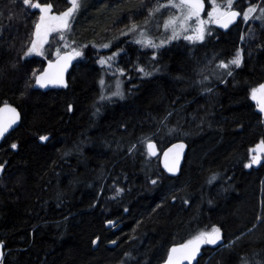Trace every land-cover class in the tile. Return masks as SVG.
Here are the masks:
<instances>
[{"label":"trees","instance_id":"trees-1","mask_svg":"<svg viewBox=\"0 0 264 264\" xmlns=\"http://www.w3.org/2000/svg\"><path fill=\"white\" fill-rule=\"evenodd\" d=\"M165 1L80 0L64 40L57 31L44 55L23 57L39 14L22 0H0V107L20 115L0 144V264H165L173 246L213 226L221 239L203 246L193 264H244L254 254L264 260V154L257 167H245L264 140L250 99L264 83V33L238 40L236 28L221 34L210 27L200 43L180 38L158 48L121 35L135 22L158 45L171 10L148 11ZM38 2L50 3L52 15L71 6ZM253 4L264 0H236L233 8ZM104 41L111 47L100 51ZM72 47L82 55L66 88L33 90L56 49ZM238 49L243 62L227 75L218 65ZM113 52L126 76L120 100L101 99L98 61ZM145 138L160 152L186 145L177 177L149 157Z\"/></svg>","mask_w":264,"mask_h":264},{"label":"snow or ice","instance_id":"snow-or-ice-1","mask_svg":"<svg viewBox=\"0 0 264 264\" xmlns=\"http://www.w3.org/2000/svg\"><path fill=\"white\" fill-rule=\"evenodd\" d=\"M23 4L32 8H36L40 10L39 21L35 24L34 30V39L31 40L30 47L24 52L23 57H28L31 54L35 53L37 55H44L42 49L45 43H47L48 36L52 32L63 31L70 29V22L74 18L75 13L79 10L80 0H69L70 7H68L65 11L59 13L58 15L50 14L52 5L50 3H39L33 2V0H22ZM210 9L207 11V16L209 18L208 21L202 18V13L205 11V0H168L167 4H159L157 3L154 7L150 8L148 11L149 17L154 16L159 10L163 7H172L178 10V14L174 16H169L168 19L165 20L164 27L166 30L171 29L172 35L168 38L176 39L183 35V38L189 41H203L205 38L206 32V23H216L223 28H228L231 23H233L241 13L238 10L233 8V0H225V2L221 3L218 0H209ZM257 11L255 6H251L243 12L244 21H248L250 16ZM260 16L255 17L256 19L264 18V8L259 9ZM195 18V23L192 24L190 21H193ZM148 21L145 20V24ZM139 29V38L134 42L141 44L145 47L158 48L160 45L155 44L151 39L146 36L145 30L140 28L135 22H132L130 26L127 28V31L122 32L121 35H128L129 33L137 32ZM190 33V34H189ZM63 39V36L61 37ZM243 39V37H242ZM74 43V42H73ZM166 41H161L160 44H164ZM110 42L102 43L99 47L107 49L109 48ZM65 49L68 48V45L65 44ZM119 53L113 52L111 56L108 57H100L99 63L101 65L109 64ZM82 55V52L78 50L76 47H72L70 51H61L60 48L56 49L55 61H49L48 67L39 75L35 77L36 84L41 87H46L48 84H56L63 85L64 84V72L67 69L69 63L76 57ZM22 57V58H23ZM243 62V53L242 50L238 49L235 55L227 62L220 61L218 67L223 69H230V66L240 67ZM123 73V69L119 70ZM139 71L144 72L143 68H140ZM145 75H151L150 72H144ZM227 75H231V70L226 72ZM207 80L208 77L205 76L203 78ZM101 85L104 84V81H100ZM205 91H211L210 88H206ZM110 96H120L123 97V93L120 91L119 83L117 84V89L114 92L110 93ZM110 98V97H108ZM251 98L257 102L259 110L264 112V84L259 85L258 88H253L251 90ZM101 99H105L102 95ZM69 110H71V105H69ZM99 111V108H97ZM7 113V117L4 118L3 114ZM19 119V113L14 107L5 104L2 108H0V137L4 135V133L15 124ZM169 131H173L169 129ZM41 141H45L48 139L47 136H40ZM147 144L148 154L156 155L155 145L152 143L151 139L145 138ZM12 149L17 148V145L13 143L11 145ZM135 148V145H132L129 148L131 152L132 149ZM184 145L178 144L173 145L172 148L168 149L164 152V167L169 172L176 171V160L172 163H169V154L173 151V149L183 150ZM255 155H253L249 164H246L245 167H251L252 164L260 163L261 155L264 154V140H261L254 149H252ZM178 158V153H177ZM5 165L0 163V171L4 169ZM215 177H213L214 179ZM152 184H156L157 181L155 179L151 180ZM123 189L116 188V195H119ZM187 203V201H185ZM127 211V209H125ZM108 223H112V221H108ZM221 239L220 229L218 227L213 226L211 231H201L192 239L186 241L183 244L173 246L168 253L167 260L165 264H182L183 261H192L195 259L197 253L200 250V246L202 244H211L215 245L217 241ZM93 243H96L94 240ZM115 243V241H112ZM2 245V242H0ZM129 255L128 253L125 254ZM3 256V252H0V257ZM244 264H264V260L255 259V254L253 260L249 261L247 258L244 260Z\"/></svg>","mask_w":264,"mask_h":264},{"label":"rangeland","instance_id":"rangeland-1","mask_svg":"<svg viewBox=\"0 0 264 264\" xmlns=\"http://www.w3.org/2000/svg\"><path fill=\"white\" fill-rule=\"evenodd\" d=\"M236 0H233V3L235 2ZM168 3V0H166L165 1V4H167ZM210 4H209V0H208V3H207V8H206V11L203 13V14H201L202 15V18L203 19H205V21H208L209 20V18H208V16H207V11L210 9ZM251 6H255L256 8H257V11L255 12V13H253L251 16H250V18H249V20L248 21H244V19L242 20V24H248L247 26L248 27H246L247 28V30H246V39H248L249 37H251V38H253L254 39V37H255V34H257V33H255V29L253 28V25H250L249 26V23H257L258 24V26H259V29L258 30H260V31H263L264 30V18H260V19H256L255 17H258V16H260V12H259V9H261V8H264V6H261V5H246L245 6V8L242 10V13L246 10V9H248L249 7H251ZM168 8H170V12H171V15L172 16H174V15H176V14H178V10L177 9H175V8H172V7H168ZM38 21H39V19H38ZM190 23H192V24H194L195 23V18H193V21H190ZM210 26H211V22H208V23H206V25H205V27H206V32H205V38H206V36L208 35V33H209V31H210ZM57 32V31H56ZM58 32H60V38L63 36H65L66 34H67V32H68V29L67 30H63V31H58ZM254 33V34H253ZM65 34V35H64ZM190 34V33H189ZM52 35H55V32H52V33H50L49 34V37H48V40H49V38L52 36ZM131 38H133L134 40H131V41H135L136 39H138L139 38V31H137V32H133V33H129L128 34ZM172 35V32H171V29H168V30H166L165 29V27L163 28V30H162V38L158 41V45H160V46H163V45H165L167 42H170V41H173V40H175V39H171V40H169L168 38L170 37ZM252 35V36H251ZM35 37H34V33H33V39H34ZM180 38H182V39H184L183 38V35H181L179 38H176V39H180ZM204 38V39H205ZM150 39V38H149ZM63 40H64V38H63ZM166 41V43H164V44H160V42L161 41ZM184 40H186V39H184ZM249 40V39H248ZM189 43H200V42H202V41H189V40H187ZM204 41V40H203ZM107 41H104V43H106ZM46 44V43H45ZM44 44V45H45ZM62 49H65V44H67L68 46H69V44H68V42L67 41H63L62 43ZM102 44V43H101ZM111 45V44H110ZM111 47V46H110ZM109 47V48H110ZM43 48H44V46H43ZM109 48H107V49H104V48H101V47H98V49L100 50V51H106V50H109ZM42 51H43V49H42ZM119 54H120V52H118ZM32 56H39V55H37V54H35V53H33V54H31L30 56H28V57H32ZM108 56H111V54H109V55H107V57ZM118 57V55L112 60V61H110L109 62V64H105V65H101L100 63H99V65L101 66V68H102V77L100 78V81L101 80H103L104 81V84L103 85H101V83L99 82V84H100V88H101V91H102V94H103V96L104 97H106V99H122L120 96H110V93L111 92H114V91H116V89H117V84L119 83V88H120V91L123 93V84L126 82V76L123 74V73H121L119 70H120V68L118 67V65L116 64V58ZM231 67H235V66H230V68ZM140 69V68H139ZM138 69V70H139ZM223 69V68H222ZM221 69V70H222ZM223 70H229V69H223ZM152 73V75H153V72H151ZM145 76H147V75H145ZM149 76V75H148ZM264 84V83H263ZM259 87V86H258ZM258 87H256V88H258ZM108 97H110V98H108ZM250 99L252 100V102H254L255 100H253L252 98H251V95H250ZM253 155H255L254 153H252V156H251V159H252V157H253ZM262 157V156H261ZM218 242L219 241H217V243L216 244H218ZM215 244V245H216ZM215 245H211V244H202L201 246H200V249L203 247V246H215ZM200 251V250H199ZM198 255H199V252L197 253V255H196V257H195V259H193L192 261H188L187 263H185V264H193L195 261H196V259H197V257H198Z\"/></svg>","mask_w":264,"mask_h":264},{"label":"water","instance_id":"water-1","mask_svg":"<svg viewBox=\"0 0 264 264\" xmlns=\"http://www.w3.org/2000/svg\"><path fill=\"white\" fill-rule=\"evenodd\" d=\"M31 11H32V12H33V11H37V12L39 13V15H40V10H39V9L32 8V7H31ZM238 19H239V17H238L233 23H231V24L229 25L228 28H223V27H221L220 25H218V24H216V23H212L211 26H212L214 29H216L217 31H219V32H221V33H224V32H226L230 27H232L233 25H235V24L237 23ZM55 60H56V57H55L52 61H55ZM74 62H75V58L69 63L67 69H66L65 72H64V84H63V85L48 84L46 87H41L40 85L36 84L35 79H34L33 86H32L33 90L40 91V92H47V91H49V90H64V89L66 88V78H67V75H68L70 69L72 68V66L74 65ZM48 64H49V62H47V63L44 65V67H43V69H42V71H41L40 73H42V72L48 67ZM40 73H39V74H40ZM39 74H37V75H39ZM37 75H36V76H37ZM255 105H256V108H257V110H258V113H259L261 119L264 121V112H261V111L259 110V107H258L256 101H255ZM2 107H3V106H2ZM2 107H0V108H2ZM17 112H18V111H17ZM7 115H8L7 113L3 114L4 118H6ZM19 123H20V115H19V119L16 121V123H15V124H12V126H11L10 128H8V130L4 133V135H3L2 137H0V144H1V142L4 140V138H5L9 133H11L13 130H15V129L19 126ZM152 143L155 145L156 155H149V154H148L149 157H150L151 159H155V158L158 157L159 167H160V169L162 170V172H163L166 176H168V177H177L178 174H179V172H180L181 166H182V164H183V161H184L185 155H186V145H185L183 142H177V143H174V144L169 145L168 147L164 148L161 152H159V150H158L157 147H156V144H155L154 142H152ZM181 143L184 145L183 150L173 149V151L169 154V158H168L169 163H172L174 160H176V171H174V172H169V171H167V169L164 167V160H165V158H164V152L167 151L168 149L172 148L173 145H178V144H181ZM146 148H147V146H146ZM147 153H148V149H147ZM177 153H178V158H177ZM258 164H259V163H258ZM258 164H254V166L257 167ZM1 175H2V171H0V177H1ZM113 245H114V244H110V247H112ZM223 247H226V245L223 246ZM0 252H3V247H2V245H0ZM2 258H3V256L0 257V262H1ZM187 262H188V261H187Z\"/></svg>","mask_w":264,"mask_h":264},{"label":"flooded vegetation","instance_id":"flooded-vegetation-1","mask_svg":"<svg viewBox=\"0 0 264 264\" xmlns=\"http://www.w3.org/2000/svg\"><path fill=\"white\" fill-rule=\"evenodd\" d=\"M243 10V9H242ZM240 13H241V15H240V19L237 21V23L235 24V25H233L232 27H230L226 32H224V33H221V32H219V33H221V34H225V33H227V32H229V31H231V30H233L234 28H236L235 30H237V34H238V40H248V39H246V30H247V28L246 27H248L247 25L248 24H242V20H243V13H242V11L241 10H238ZM250 25H253V28L255 29V33H259V32H263L264 33V30L263 31H260V30H258L259 29V26H258V24L255 22V23H249V26ZM242 29V30H241ZM49 37V36H48ZM242 37H243V39H242ZM263 84V83H262ZM187 262V260L186 261H183L182 262V264H185Z\"/></svg>","mask_w":264,"mask_h":264},{"label":"bare ground","instance_id":"bare-ground-1","mask_svg":"<svg viewBox=\"0 0 264 264\" xmlns=\"http://www.w3.org/2000/svg\"><path fill=\"white\" fill-rule=\"evenodd\" d=\"M142 21H143V20H142ZM155 23H156V21H155ZM148 24H149V23H148ZM153 24H154V23H153ZM259 26H260V25H259ZM149 28H150V26H149ZM254 28H255V27H254ZM151 29H154V28H151ZM241 30H242V29H241ZM253 34H254V33H253ZM251 36H252V35H251ZM250 38H251V37H250ZM127 40H128V39H127ZM138 49H139V48H138ZM140 49H141V48H140ZM138 52H139V51H138ZM149 52H150V51H149ZM184 57H185V56H184ZM221 58H222V57H221ZM189 61H190V60H189ZM215 61H216V60H215ZM219 61H220V60H219ZM195 62H196V61H195ZM194 64H195V63H194ZM216 67H217V66H216ZM199 68H200V67H199ZM212 69H214V68H212ZM215 70H216V69H215ZM199 71H200V70H199ZM201 71H202V70H201ZM218 71H219V70H218ZM204 72H205V71H204ZM213 72H214V71H213ZM213 72H211L212 75H213ZM214 73H216V72H214ZM203 74H204V73H203ZM217 74H218V73H217ZM195 75H196V74H195ZM209 75H210V74H209ZM212 75H211V78H212ZM214 75H215L214 77L216 78V74H214ZM220 75H221V74H220ZM197 76H199V75H197ZM207 76H208V75H207ZM218 76H219V75H218ZM221 76H222V75H221ZM221 76H220V77H221ZM225 76H226V75H225ZM214 77H213V78H214ZM213 78H212V79H213ZM215 78H214V79H215ZM222 79H223V78H222ZM195 80H196V79H195ZM216 80H217V79H216ZM211 81H212V80H211ZM211 81H210V83H211ZM201 82H202V81H201ZM205 82H206V81H205ZM197 83H198V82H197ZM208 84H209V83H208ZM211 84H212V83H211ZM199 85H200V84H199ZM217 85H218V84H217ZM250 85H251V84H250ZM203 86H204V85H203ZM208 86H209V85H208ZM237 86H238V85H237ZM199 87H200V86H199ZM201 87H202V86H201ZM206 95H207V94H206ZM123 100H124V99H123ZM120 102H121V101H120ZM97 105H98V104H97ZM101 112H102V111H101ZM91 117H92V116H91ZM93 117H94V116H93ZM93 119H94V118H93ZM95 119H96V117H95ZM168 128H169V127H168ZM162 138H163V137H162ZM162 141H163V140H162ZM169 141H170V140H169ZM172 143H173V142H172ZM174 143H177V142H174ZM174 143H173V144H174ZM169 144H170V143H169ZM165 147H166V146H165Z\"/></svg>","mask_w":264,"mask_h":264}]
</instances>
